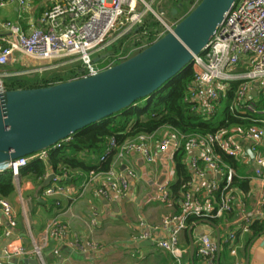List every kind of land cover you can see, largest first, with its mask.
<instances>
[{"label":"built area","instance_id":"built-area-1","mask_svg":"<svg viewBox=\"0 0 264 264\" xmlns=\"http://www.w3.org/2000/svg\"><path fill=\"white\" fill-rule=\"evenodd\" d=\"M11 3L26 7L28 0H0V7ZM146 8L147 10L140 11L137 0H58L42 12L38 25L32 27L29 33L24 32L17 24L4 23L3 28L8 35L0 38V92L6 90L5 79L26 75L19 71L8 73L5 70L8 65L16 63V55L37 62L74 58L80 63L82 77L95 75L108 68L96 66L93 57L106 47L107 39L112 33L124 27L130 31L141 24L147 11L151 12V9ZM168 29L171 27H166V32ZM192 64L194 75L185 96L191 110L205 119L213 117L230 83L236 81L238 85L229 110L232 114L248 118L252 124L248 127L221 128L213 133L195 134L185 139L186 154L190 156L188 165L194 176L197 178H204L207 174L211 176L207 188L208 198L220 189V183H223V186L220 204L216 210L209 208L207 205L209 200L203 203L187 192L181 201L182 215H167L163 218L161 227L169 228L170 232L166 240L156 242V247L171 255L170 264H183L185 251L179 246V237L181 232L187 230L188 216L194 215L201 220H208L231 211L234 196L229 193V189L235 171L222 162L218 151L236 162L247 164L250 162L254 177L264 184V153L260 150L264 143V118L258 117L264 115V102L262 109H258L255 100V97L261 94L264 101V84L261 86L264 81V0H237L206 50L194 57ZM254 91L256 96L253 94ZM152 136L153 134H139L118 147L112 141L106 147L105 154L113 149L117 151L108 171H89L78 187L62 182V179L67 178L65 174L62 176L54 174L50 185L43 190V196L80 197L89 187H94L96 195L106 202L123 198L128 192V178H136V173L126 164L124 170H121L119 167L122 162H127L129 156L136 154L147 164L155 163L163 154H167L172 162L173 154L180 148L183 139L180 133L169 129L153 147ZM61 143L54 148H59ZM245 144H248L247 147L254 153L253 158L246 152ZM46 156V152L42 151L31 158L23 157L6 163L0 166V173L6 171L11 173L15 181L20 170L30 159L45 160ZM103 159L104 156H101L98 161L101 162ZM217 175L222 177L221 180L216 178ZM153 198L163 203L169 202L168 181L155 187ZM22 209L25 214L23 204ZM65 210L71 214L70 206ZM255 218L264 220V212L256 209L242 210L239 232L248 233L249 225ZM96 225L97 214L93 211L89 216L88 226L92 229ZM16 226V215L11 203L0 197L1 236L5 239L11 238ZM156 229L158 227H148L145 232L133 236V240H148L152 237V231ZM235 237L236 231H231L227 243L231 245ZM49 240L84 256L99 254L102 250L100 244L75 235L68 224L63 223L59 217H53L48 221L40 241H32L30 254L35 258L36 264H45L42 249ZM3 252L0 264H12L11 259L19 262L27 254L23 246L9 245ZM230 253L235 255V247H230ZM195 254L204 264H216L217 246L210 235H199L195 244Z\"/></svg>","mask_w":264,"mask_h":264},{"label":"crops","instance_id":"crops-1","mask_svg":"<svg viewBox=\"0 0 264 264\" xmlns=\"http://www.w3.org/2000/svg\"><path fill=\"white\" fill-rule=\"evenodd\" d=\"M57 1L28 0L26 7H21L17 3L0 7V38H5L8 35L6 29L3 28V24L7 22L17 24L24 32L29 33L32 27L38 25L42 12L53 6ZM138 1L143 2L145 7L150 9L151 4H147L148 0H137V4ZM20 58L21 55H16V63L13 65H19ZM5 70L7 71L6 67ZM255 100L257 101V98ZM168 130V128H162L153 134L151 143L153 147L156 146V142ZM247 146L248 144H245V150ZM260 150L264 153V143ZM194 154L196 153L194 152ZM78 157L84 159L90 165L99 163V157L93 154L79 153ZM249 157L252 158L250 155ZM189 158L190 156L186 154L185 162L187 165ZM125 164L133 168L136 178H128L129 187L127 194L114 202L101 200L94 192V187H89L80 197L67 198L58 196L56 198H47L43 196V192H39L38 186L32 181L27 179L15 180L14 194L5 199L13 207L17 226L13 230V236L9 239L2 237L0 231V252L9 245L11 247L23 246L27 254L21 258L18 264H30L24 261H35V258L30 254L32 241L39 242L45 232L48 221L53 217H59L63 223L69 225L75 235L97 242L102 247V250L99 254L84 256L70 250L66 246L49 240L42 249V257L45 264H59L61 262L64 264H170L172 262L171 255L157 248L156 242L166 240L169 236L170 229L161 227L163 218L167 215L180 216L183 210L180 200L175 201L171 194L169 202L163 203L153 198V192L157 185L165 181L169 182V188L175 184L177 178L174 163L168 159L167 154H163L157 158L155 163L147 164L140 155L136 154L129 156L127 162H122L119 168L124 170ZM123 166L124 168H122ZM233 169L236 181L229 189V193L234 196L231 211L224 212L217 217L218 223L212 222L215 227L207 224H193L195 225L192 228L194 247L197 238L201 234L210 235L215 243L217 236H219V264H246L247 247L257 238L250 247L248 263L264 264V232L252 239L245 247L244 244L249 233L241 234L238 230L241 225L239 218L242 210L251 211L256 209L264 212V184L254 177L253 167L250 162L248 164L237 162V167ZM189 170L192 179L188 186V192L203 203L209 200L207 204L209 208L216 210L220 200L217 199L216 195L208 198L207 194L211 176L207 174L204 178H197L190 167ZM50 174L54 175L48 168L47 177ZM79 175L74 176V178L69 179L65 183L78 187L86 178L87 173H79ZM221 178L218 180H221ZM50 183L47 185L43 183V186L46 188ZM12 199L15 200L14 204L11 202ZM32 199L34 203L31 202ZM22 204L25 214L23 213ZM30 205H32L31 209L29 208ZM68 206L71 208V214L65 212ZM93 211L97 214V225L91 229L88 226V219ZM257 220L261 219L255 218L253 222ZM141 223L144 225H141ZM192 226L187 227V230ZM148 227H158V229L152 231L150 239L133 240V236L140 235L148 230ZM187 230L181 232L179 237V246L185 251L183 264H204L196 256L195 250L193 260H191L189 238L187 242ZM217 231L219 234H217ZM231 231H236V237L233 243L229 245L227 237ZM231 246L236 249L235 255L230 253Z\"/></svg>","mask_w":264,"mask_h":264},{"label":"water","instance_id":"water-1","mask_svg":"<svg viewBox=\"0 0 264 264\" xmlns=\"http://www.w3.org/2000/svg\"><path fill=\"white\" fill-rule=\"evenodd\" d=\"M236 1L200 0L158 40L95 75L46 87L0 92V166L53 148L74 133L134 105L144 102L146 106L153 93L206 50ZM176 12L172 10L173 14ZM106 56L95 57L93 62L98 63ZM246 152L254 157L249 147ZM53 177L48 175L44 184H49ZM199 224L215 227L209 220H200L195 225ZM195 225L187 230L191 260L195 250L192 237ZM256 239L247 247L246 264ZM216 246V264H219V236ZM0 255L4 256L3 250ZM10 262L18 263L16 259ZM24 262L36 264L33 260Z\"/></svg>","mask_w":264,"mask_h":264},{"label":"trees","instance_id":"trees-1","mask_svg":"<svg viewBox=\"0 0 264 264\" xmlns=\"http://www.w3.org/2000/svg\"><path fill=\"white\" fill-rule=\"evenodd\" d=\"M186 1L188 0H161V14L168 11L172 15L171 11L176 9L177 12L174 15L176 17L177 14L181 13L180 10L182 8L187 7ZM163 28L157 20L145 15L141 24L133 27L119 42L113 43L104 50V53L107 52L108 57L106 60L104 59L105 64L103 67L114 66L136 54L135 51L139 52L149 46L166 33V29ZM79 66L80 63L76 67H71L65 74H49L45 77L38 74L9 77L5 79V89L40 88L81 78L83 73ZM193 75L194 67L191 64L153 93L145 107L141 108L139 104L134 105L74 133L67 141L62 142L59 148L53 147L45 150L47 155L45 160L30 159L27 165L20 170L18 179L32 181L38 186L39 192H43L45 189L43 183L48 168L56 175L62 176L65 174L67 178L62 179V182H67L74 176H80L79 173H88L92 170L108 171L117 151V149H113L110 153L105 154L109 143L113 141L115 146L118 147L139 134L152 135L162 128H168L177 131L183 136L180 148L173 154L177 181L169 188L174 200H180L181 202L183 196L188 192V186L192 179L189 167L185 162V139L195 134L206 135L213 133L221 128L248 127L252 124L248 118L232 114L229 110L238 85L236 81L230 83L213 117L205 119L193 112L191 105L185 101L187 88L192 81ZM262 106L263 103L257 102L258 109H262ZM258 117L264 118V115ZM79 153L93 154L99 158L104 156V159L97 165H90L84 159L78 157ZM217 154L225 165L231 168L237 167V162L234 159L219 151ZM34 155L27 156V158H31ZM235 181L236 179L233 178L232 186ZM222 186L223 183H220V189L213 194L219 200ZM14 192L15 185L11 173L7 171L0 173V197L8 198ZM200 220L199 217L191 215L186 218V224L190 227ZM208 220L215 224L219 221L216 218H208ZM263 232L264 220L252 222L249 225V234L244 246L246 247L252 239Z\"/></svg>","mask_w":264,"mask_h":264},{"label":"rangeland","instance_id":"rangeland-1","mask_svg":"<svg viewBox=\"0 0 264 264\" xmlns=\"http://www.w3.org/2000/svg\"><path fill=\"white\" fill-rule=\"evenodd\" d=\"M148 3L151 4L150 9L163 20L166 27L172 28L179 20H181L183 17H185L199 3V0H188V1H186V3L188 4L187 7L182 8V10H180L181 13L177 14L176 17L174 16V14L170 15V13L168 11L167 12L165 11L164 14H161V10H160L161 0H148L147 4ZM137 7L140 11L147 10L144 3L140 2V1H138ZM147 13L148 14H146V15L148 17L154 18L155 20H157L159 22V24L161 26L164 27L163 29H166V27L158 20V18L155 15H153L152 12L147 11ZM128 32L129 31H127V27L126 28L124 27L123 29H118L117 31L112 33V35L107 39V42L105 45L106 47L103 50L99 51V53L96 54L97 56L95 55L93 57V59L95 57L106 55L107 52L104 53V50L107 47H109L110 45H112L113 43L119 42L122 39V37ZM137 52L138 51H135V53H137ZM107 57H108V55L106 57H104L100 62H98L96 64V66H98L99 68L103 67ZM78 63L79 62H77L74 58L59 59V60H53L50 62H37V61H33L27 57L21 56V58L19 59V63H18L19 65L15 66V65L11 64V65H8L6 67V69H7L8 73L19 71V72L25 73L26 75L38 74L42 77H45V76H48L49 74H65L71 67L78 66ZM18 66H19V68H17ZM263 84H264V81H262L261 86H263ZM259 92H260V89H259ZM255 98H257V101L260 104L263 103V99L261 97V94ZM139 105L141 106V108L145 107L144 102L140 103ZM13 198H15V197H13ZM11 202L14 204L15 200L12 199ZM31 202L34 203L33 199L31 200ZM29 208L31 209L32 205H30Z\"/></svg>","mask_w":264,"mask_h":264}]
</instances>
